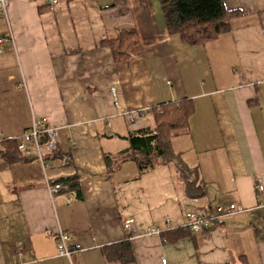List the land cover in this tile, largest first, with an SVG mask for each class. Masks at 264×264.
<instances>
[{"label": "crops", "instance_id": "crops-1", "mask_svg": "<svg viewBox=\"0 0 264 264\" xmlns=\"http://www.w3.org/2000/svg\"><path fill=\"white\" fill-rule=\"evenodd\" d=\"M222 2L238 11L228 30L189 44L167 30L159 0H9L0 141L43 118L57 150L42 161L31 144L13 159L0 153V264H116L102 247L122 241L132 259L118 264H264V0ZM121 30L135 31L138 48L115 61L103 41ZM183 99L192 112L169 147L195 171L201 197L184 194L168 162L139 174L126 157L109 171L131 131L154 127L152 106ZM72 176L77 196L50 194L48 181ZM228 204L238 211L206 230L183 227L184 212Z\"/></svg>", "mask_w": 264, "mask_h": 264}, {"label": "trees", "instance_id": "trees-1", "mask_svg": "<svg viewBox=\"0 0 264 264\" xmlns=\"http://www.w3.org/2000/svg\"><path fill=\"white\" fill-rule=\"evenodd\" d=\"M165 19L166 28L170 33H177L182 40L189 44H204L215 39L219 34L228 30V20L238 14L236 10H228L222 0H159ZM103 44L109 46L115 61L129 57L138 48L135 31L121 30L112 38H107ZM154 120V127L131 131L128 134V147L120 152L121 158L117 159L109 168L110 159L106 158L109 171L118 166L119 161L129 157L137 166L141 174L153 168L158 162H168L176 171L177 179L183 185L184 194L190 198L201 197L205 189L197 179V175L187 167L178 153L169 147V140L184 130L187 119L192 112L190 101H170L150 108ZM48 139L46 134L40 137L41 142ZM18 141L5 139L0 141V153L7 159H13L19 154ZM57 144L49 155L55 154ZM125 156L122 157L121 154ZM75 176L60 178L55 182L60 183L59 192L78 195ZM204 215H211L210 209L202 210ZM215 220L213 224L217 223ZM207 229V228H206ZM203 229V230H206ZM164 234V232L162 233ZM102 254L107 263H124L130 261L131 249L127 241L119 244L102 247ZM245 264V263H243Z\"/></svg>", "mask_w": 264, "mask_h": 264}, {"label": "built area", "instance_id": "built-area-1", "mask_svg": "<svg viewBox=\"0 0 264 264\" xmlns=\"http://www.w3.org/2000/svg\"><path fill=\"white\" fill-rule=\"evenodd\" d=\"M8 2L9 0H0L1 14H5ZM50 2L55 3V0H50ZM6 42H14L11 33L7 35H0V45ZM110 90L112 91V93L114 92L113 87ZM113 102L114 104L117 103L115 97H113ZM42 134H46L48 137L47 141L44 143L40 141V137L42 136ZM56 137V129L52 126H48L45 119L40 118L34 120L31 125L21 133L20 137L17 140V149L22 154L29 153V144H31L32 147L36 150L37 158L42 161L45 153L51 152L56 146ZM46 186L50 194H56L60 190V183L58 182L50 183L48 181ZM255 187L258 191H261L263 189V186L260 183L256 184ZM67 200L70 201L71 198L68 197ZM236 211H238V208L234 204H228L227 206L219 205L214 209V213L207 216L202 212L188 210L184 212L183 227L190 232H199L203 229L208 228V226H210L215 220L230 215ZM125 228L127 231L133 230L132 220L125 221ZM162 231V229L155 226L148 228L149 234L160 235ZM54 238L58 252L69 258V256L71 255V249L69 245L71 240L70 235L65 231L59 230L55 234Z\"/></svg>", "mask_w": 264, "mask_h": 264}, {"label": "rangeland", "instance_id": "rangeland-1", "mask_svg": "<svg viewBox=\"0 0 264 264\" xmlns=\"http://www.w3.org/2000/svg\"><path fill=\"white\" fill-rule=\"evenodd\" d=\"M160 235H162V233Z\"/></svg>", "mask_w": 264, "mask_h": 264}]
</instances>
